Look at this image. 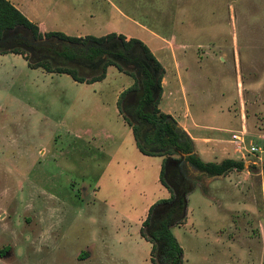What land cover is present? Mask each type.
I'll return each mask as SVG.
<instances>
[{
	"label": "rangeland",
	"instance_id": "1",
	"mask_svg": "<svg viewBox=\"0 0 264 264\" xmlns=\"http://www.w3.org/2000/svg\"><path fill=\"white\" fill-rule=\"evenodd\" d=\"M59 1L46 25L140 39L160 64L158 108L187 104L229 145L204 155L193 143L203 159L243 160L221 174L185 163L193 186L171 227L181 263L264 264V153L247 151L264 144V0ZM131 75L107 65L77 81L0 49V264H151L139 219L168 190L116 107Z\"/></svg>",
	"mask_w": 264,
	"mask_h": 264
},
{
	"label": "trees",
	"instance_id": "2",
	"mask_svg": "<svg viewBox=\"0 0 264 264\" xmlns=\"http://www.w3.org/2000/svg\"><path fill=\"white\" fill-rule=\"evenodd\" d=\"M16 26L28 29L33 36L55 33L70 41L97 40L102 37L91 34L68 35L59 30L41 32L37 24L25 17L12 3L8 0H0V36ZM113 34L114 32L107 33V35ZM118 35L122 37L121 34ZM128 40L141 43L146 54L152 59L153 66L160 69L158 60L144 42L133 36ZM44 67L49 69L47 63ZM53 68L67 72L77 81L90 82L103 76V71L85 78L76 74L70 67L54 66ZM145 74L146 77L142 83L134 81L129 88L118 92L115 100L118 112L130 126L137 149L143 154L160 156L158 180L168 190L167 196L158 198L147 206L138 231L149 242L148 258L151 264H181V247L172 234L171 227L183 220L186 206L185 194L192 188L193 183L181 177L179 166L176 164L181 157L177 153H185L184 160L206 174H220L230 169H241L243 160L231 156H224L219 160L203 159L194 150L193 140L188 133L177 124L174 117L160 110L156 105L160 91V75L153 78L147 70ZM134 93L137 96V106L150 104L151 108L145 111H129L128 100Z\"/></svg>",
	"mask_w": 264,
	"mask_h": 264
},
{
	"label": "flooded vegetation",
	"instance_id": "3",
	"mask_svg": "<svg viewBox=\"0 0 264 264\" xmlns=\"http://www.w3.org/2000/svg\"><path fill=\"white\" fill-rule=\"evenodd\" d=\"M0 37L4 38V41L0 43V49L23 47L32 61L42 68H45L44 64L48 61L52 67H70L76 74L85 78L104 72L107 65H112L115 68L122 67L125 74H132V83L134 81L142 83L146 77L145 70L153 78L159 72V69L153 66L152 59L146 54L141 43L135 40L129 41V37H120L118 34L107 35L106 33L97 40L70 41L55 33L33 36L28 29L16 26L5 31ZM28 38H43V41L30 43L27 41ZM153 88L155 89V85ZM128 101L130 102L129 111H145L151 108L150 104L137 106L135 93ZM177 154L181 157L176 162L181 177L188 182H193L184 165L187 163L192 168H196L184 160L185 153L178 152Z\"/></svg>",
	"mask_w": 264,
	"mask_h": 264
},
{
	"label": "crops",
	"instance_id": "4",
	"mask_svg": "<svg viewBox=\"0 0 264 264\" xmlns=\"http://www.w3.org/2000/svg\"><path fill=\"white\" fill-rule=\"evenodd\" d=\"M8 1L10 3H12L25 17H27L32 22L36 23L38 26V29L40 31L55 30L54 28L57 27L56 25L55 26L46 25L43 22L42 18H43V16L45 17L48 13H50V12L52 13L53 6H51V5L53 3H57L59 0H8ZM60 2H61V0L59 1V4H60ZM44 4H45V6H44ZM40 7H42L43 10L40 9ZM38 9H40L41 12H39ZM166 111L168 113H171L172 116H174L177 124L180 125L189 134V136L193 140V143L196 146H199L197 148V150L199 151L200 154L204 153V155H207L208 153H210L211 144H214L216 146L215 147L216 151L226 149V150H224L226 152L228 150L229 145L228 144L224 145V143L222 142L223 139L211 134L215 131V130H213L215 128H212L210 126L196 127L194 125V120H195L194 118H196V117H194V112L191 114L192 110L190 111V108L187 104L182 109L181 114H173V112H172L173 108L172 107L168 108ZM201 128L206 129V131L208 132V135H198L195 132V130H198ZM219 140H221V142ZM227 140H232V139H227ZM228 155L229 154L221 155L220 158H222L224 156H228ZM147 206L144 209L142 217L139 219V223L145 215Z\"/></svg>",
	"mask_w": 264,
	"mask_h": 264
},
{
	"label": "built area",
	"instance_id": "5",
	"mask_svg": "<svg viewBox=\"0 0 264 264\" xmlns=\"http://www.w3.org/2000/svg\"><path fill=\"white\" fill-rule=\"evenodd\" d=\"M231 137L234 138V139H237L236 137H238L237 134L235 133H232L231 134ZM247 151L252 153V154H255V153H258V154H261V153H264V144L260 145V144H249L248 148H247Z\"/></svg>",
	"mask_w": 264,
	"mask_h": 264
},
{
	"label": "water",
	"instance_id": "6",
	"mask_svg": "<svg viewBox=\"0 0 264 264\" xmlns=\"http://www.w3.org/2000/svg\"><path fill=\"white\" fill-rule=\"evenodd\" d=\"M3 41H4V38L0 37V43ZM27 41L30 43H37V42L43 41V38H28ZM157 73L159 74V72H157Z\"/></svg>",
	"mask_w": 264,
	"mask_h": 264
}]
</instances>
